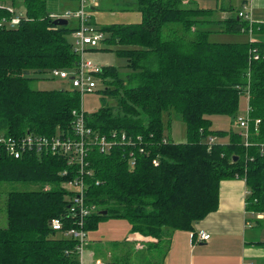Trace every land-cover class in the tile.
Masks as SVG:
<instances>
[{
  "label": "trees",
  "instance_id": "trees-1",
  "mask_svg": "<svg viewBox=\"0 0 264 264\" xmlns=\"http://www.w3.org/2000/svg\"><path fill=\"white\" fill-rule=\"evenodd\" d=\"M129 2L141 12V21L100 28L106 34L102 50L126 59L125 72L106 65L95 74L96 87L97 77L104 84L97 90L102 98L115 102L106 100L97 111L86 112L92 137L119 143L107 153L92 146L83 173L68 152L51 145L40 150L38 142L75 138L73 112L82 107L85 92L71 75L54 73L75 71L79 63L71 37L75 28L54 23L48 0H22L24 14L17 24L10 7L0 3V197L10 185L0 204V264H79L78 242L54 230L51 221L61 218L65 229L77 226L71 207L81 180L86 204L99 206L86 218L87 230L104 219H126L132 234L156 239L144 243L148 250L167 247L176 230L195 232L196 223L218 209L222 180L244 179L247 211L264 213V15L252 24L254 42H219L211 35L242 34L250 22L218 18L217 10L196 0ZM49 78L69 79L72 86L32 87V81ZM245 93L248 145L246 133L213 129L211 119L236 120ZM171 111L186 124L185 142L165 133L164 117L169 113L171 120ZM124 134L135 142L141 136L146 152L122 143ZM211 138L216 141L210 143ZM9 140L19 157L9 151ZM132 155L135 165L129 162ZM252 243L264 247V241ZM107 255L101 259L105 264L129 262L121 249Z\"/></svg>",
  "mask_w": 264,
  "mask_h": 264
},
{
  "label": "rangeland",
  "instance_id": "rangeland-1",
  "mask_svg": "<svg viewBox=\"0 0 264 264\" xmlns=\"http://www.w3.org/2000/svg\"><path fill=\"white\" fill-rule=\"evenodd\" d=\"M69 0H48V9L51 14L58 15L70 9H75L77 4L71 1V5L68 4ZM131 0H100L99 6L95 7L94 10L91 9L92 2L88 0L86 5L87 10V20L90 25L94 28H101L105 25L113 23H134L142 20V14L139 11L133 10L130 4ZM199 4L203 7L213 9L214 11L223 4L226 7L228 16H237L238 9L240 6L238 0H198ZM249 1V0H248ZM0 3L7 4L13 10L14 16H21L24 14V6L22 0H0ZM249 3V2H248ZM70 5V6H69ZM76 5V6H75ZM244 5V4H243ZM251 5V3H249ZM233 8V9H232ZM240 8V9H241ZM216 15L221 13L218 11ZM215 17V13H214ZM95 18V19H94ZM71 27L74 23V18H69ZM76 21V20H75ZM255 36V35H254ZM71 37L75 38L73 35ZM211 41L219 42H246L252 40L251 35L244 30L242 34H227V33H216L211 35ZM73 41V40H72ZM98 51H92L90 48L88 52V57L100 63L102 66L114 65L121 69L123 72L126 71V59L120 57L114 51H103L102 48L106 47L105 42H101ZM116 48V47H114ZM70 74H73L74 70H68ZM49 76V75H47ZM96 79V78H95ZM72 81L62 80L60 78L56 79H37L32 81V87L35 89H57V88H71ZM104 84L97 77V87L93 91H86L82 95L81 103L84 112L93 113L97 111L107 100V103L113 104L115 102L112 98H102V94L97 90H101ZM248 95L242 94L240 98V108L238 111V116L236 120L227 115H212V128L213 129H223V130H233L238 132H243L247 130L245 127H241L238 123L239 118H247L248 116ZM171 120H168L169 113H166L165 119V133L168 137L176 142H185L187 140V130L186 124L183 121L181 115L175 111H171ZM10 185L4 187V193L0 197V204L4 205L6 202L7 191ZM19 188H26L25 185H18ZM0 217H4L3 212H0ZM258 217L252 216L253 219ZM257 231L261 230L260 226H256ZM131 224L128 220L122 218H108L100 221L97 229L88 231L87 240L89 245L87 246L86 258L87 260H96L99 258H107V252L116 250H122L123 261H129L127 264H168L170 259L169 251L171 243L167 244V247L162 246L158 250H148L146 244H141L138 249L135 248L137 242H132L129 239L131 236ZM96 254L93 256V252ZM130 254V255H129ZM103 261V260H102ZM125 261V262H126ZM104 262V261H103Z\"/></svg>",
  "mask_w": 264,
  "mask_h": 264
},
{
  "label": "built area",
  "instance_id": "built-area-1",
  "mask_svg": "<svg viewBox=\"0 0 264 264\" xmlns=\"http://www.w3.org/2000/svg\"><path fill=\"white\" fill-rule=\"evenodd\" d=\"M78 5L75 9H68L67 11L60 13L58 15L51 14L52 17L56 18H67L73 17L76 20L75 30L73 31L72 35L75 38V50L80 55V60L75 68L73 74H70L68 70L64 69H55L54 73L56 75H60L61 77H68L73 80V84L78 86L82 92L86 91H93L96 88V75L97 73L102 71L103 66L98 63L97 61L93 60L92 58L88 57V52L90 48H95L100 45V43L106 37L105 32L100 28H94L90 25L87 20V10L86 5L88 0H77ZM92 8L98 7L100 0H91ZM1 7V6H0ZM91 8V9H92ZM11 9V8H10ZM12 10V9H11ZM13 12V10H12ZM238 17L242 18L243 20H248L250 22V29L247 32L251 35L252 40L250 42H254L256 37L254 36L252 30V24L256 22L254 19L253 14L251 11L248 10L246 3L243 5V9L238 12ZM20 19L19 16H13L12 23L17 24L19 23ZM245 30V29H244ZM254 52V50L252 51ZM256 57H258L256 55ZM74 116V134L75 138L69 137L68 139H55L52 144H49V140L46 138L41 137L39 139L40 143V150H42L43 146L45 147L51 145L52 150H62L68 152L70 156L73 157L74 160H79L80 163V170L81 173L84 172L85 166L88 164L87 157L89 150L92 146H99L100 151L102 153L109 152V149L118 144L116 140L110 141L105 136H100L94 134L95 136L92 137V130L87 125L86 120V112H84L83 107L80 110H75L73 112ZM259 122V120H257ZM238 123H240L241 127H245L247 130L245 131V141L246 145L249 144V118H239ZM124 140V141H123ZM122 143H126L127 145H134L139 146L140 153H145V147H143L142 142L143 138L138 136L136 142L133 140L132 137L127 138V136L123 135ZM210 143H213L215 138L210 139ZM7 147L9 151L14 154L16 157L20 156V151L17 149V146L14 141L9 140L7 142ZM77 160V161H78ZM129 162L132 165H135L136 156H133L129 159ZM157 164V161H154ZM78 195L76 197V206L71 207L72 212L74 215L77 214V226H73L71 228L65 229L64 228V221L61 218H54L51 221V225L54 230L59 232H64V235L74 239L77 244V252L79 257V264H88V260L86 258V251L89 242L87 240L88 230L86 228V218H88L91 214L98 212L99 206L96 204H86V196H85V184L84 181L81 180L78 184ZM76 208V209H75ZM76 211V213H75ZM198 239L201 241L208 240L210 238V234L205 231H199L197 233ZM96 264H105L102 260H95Z\"/></svg>",
  "mask_w": 264,
  "mask_h": 264
},
{
  "label": "crops",
  "instance_id": "crops-1",
  "mask_svg": "<svg viewBox=\"0 0 264 264\" xmlns=\"http://www.w3.org/2000/svg\"><path fill=\"white\" fill-rule=\"evenodd\" d=\"M71 1L77 4L75 0H69L68 4L71 5ZM196 1L199 4V1ZM238 1L240 6L246 3L254 19L261 21L264 15V0ZM240 8L238 11L242 10ZM218 11L221 13V16L216 15L218 18L229 17L223 4L217 8L216 12ZM74 23L73 26H76L75 20ZM248 192L244 179L222 180L218 209L195 225V232L205 231L210 234V238L201 241L198 236L193 238V231L172 232L168 264H263L264 247L252 242L264 241V213L247 211ZM252 216L258 219L252 220ZM257 225L261 230L255 229ZM129 239L137 242L136 249L148 240L156 242V239L140 234H131Z\"/></svg>",
  "mask_w": 264,
  "mask_h": 264
},
{
  "label": "water",
  "instance_id": "water-1",
  "mask_svg": "<svg viewBox=\"0 0 264 264\" xmlns=\"http://www.w3.org/2000/svg\"><path fill=\"white\" fill-rule=\"evenodd\" d=\"M91 8H92V7H91ZM92 9H94V8H92ZM54 23L57 24V25H62V26H64V25H68V24H69V20L66 19V18H56V19L54 20ZM103 214H107V210H105V211L103 212Z\"/></svg>",
  "mask_w": 264,
  "mask_h": 264
},
{
  "label": "clouds",
  "instance_id": "clouds-1",
  "mask_svg": "<svg viewBox=\"0 0 264 264\" xmlns=\"http://www.w3.org/2000/svg\"><path fill=\"white\" fill-rule=\"evenodd\" d=\"M95 9V8H94ZM94 9H92V10H94ZM67 19V18H66ZM69 20V19H68ZM69 23H70V20H69Z\"/></svg>",
  "mask_w": 264,
  "mask_h": 264
}]
</instances>
